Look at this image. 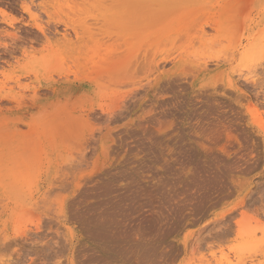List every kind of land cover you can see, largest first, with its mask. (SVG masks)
I'll use <instances>...</instances> for the list:
<instances>
[{
	"label": "rangeland",
	"instance_id": "rangeland-1",
	"mask_svg": "<svg viewBox=\"0 0 264 264\" xmlns=\"http://www.w3.org/2000/svg\"><path fill=\"white\" fill-rule=\"evenodd\" d=\"M23 1L0 0V95L29 97H0V264H264V0L126 26L120 81Z\"/></svg>",
	"mask_w": 264,
	"mask_h": 264
},
{
	"label": "bare ground",
	"instance_id": "bare-ground-1",
	"mask_svg": "<svg viewBox=\"0 0 264 264\" xmlns=\"http://www.w3.org/2000/svg\"><path fill=\"white\" fill-rule=\"evenodd\" d=\"M27 1H23V2H27ZM29 1H30V4L29 3H24V8H22V9H24L25 10L24 12H26L27 14L30 15V19L32 18V20L34 21L33 25L35 24V27H37V29L43 35V34H45L44 32H46V30H44L46 28L44 26L43 27L44 29H43L42 26L38 23V22H40V23L42 22L39 19V18L42 19V17L40 16L42 14H40V15H37L35 13L33 14V11H32L33 10L32 9L33 7L31 5L33 3L35 4V0H29ZM178 2H180V0H81L80 3L79 2L77 3L74 0H45V1L41 2L39 4V6H40V11L47 16L49 24L54 23V24H56V27H57V25H64V27H66V29H68V30L70 29L71 31H73V33L76 36V39H77V41L79 43V44H77L78 47H79V45H81L82 47H85V49H86L85 51L89 52V54L87 52L86 53L88 55H91L90 58H88V59L85 60L84 67H82L81 72L85 73L86 76H87V73L94 74V76L96 75L99 80H102V79L105 80L106 77H104V76H108V77L111 76L110 79H114V77L117 76L116 78L119 80L120 77H122V74H121V72L120 73L118 72L119 69H117V68H121L123 65L121 63L116 64L113 55L116 52H118L120 49L126 48V46H128V47L131 46L132 47V45H134L133 39H131L130 41L129 40L128 41L126 40V26L131 27V24L132 23L137 24V21L144 22V18H146V16H148V15H150V18H149L150 21L149 22L155 23V20L156 19L158 20V18H160V17H163V19H164V16H167L168 17L169 15H172L171 10L174 9L177 6ZM109 7H110V9H109ZM111 9H112V12L110 13V10ZM93 11H97L100 14L102 12H104V14L103 15H100V14L97 15V13L94 14ZM1 12H5V11H3V9H2ZM168 12H171V14L167 15ZM5 16H7V15H5ZM8 17H9V15L6 17L7 18L6 20L10 19ZM152 17H156V18L153 20ZM3 20L5 21V18H3ZM89 20H92L93 23H89L88 22ZM15 21L16 20H14V22ZM41 24H43V23H41ZM138 24H139V22H138ZM51 25H49V26L51 27ZM115 29H119L120 31L118 33H115L114 32ZM138 29H141V26H139ZM67 33H68V31L65 32V35H67ZM114 35H115V37H114ZM45 36H47V35H45ZM135 36H136V34H134L132 38H136L137 37V40H138V38H139L140 35H137L136 37ZM60 39H62V41L64 40L63 38H60ZM47 42L45 43V47L47 46L46 45ZM71 43H70V46H71ZM60 45H62V44L60 43ZM63 48H64V46H63ZM65 48H70V47L67 46ZM77 49H79V48H77ZM83 49H82V51H84ZM6 50H7V48H6ZM66 51L69 54V50L66 49ZM77 51H75V52H77ZM9 53H10V51H9ZM86 53H85V55L87 57V54ZM78 54H81L82 55V53H79V51H78ZM74 55H76V54L74 53ZM25 56H26V54H25ZM71 56H70V58H71ZM78 56L79 55H77V57ZM1 57H2V55H1ZM77 57H76V59H77ZM83 57H84V55H83ZM79 58H80V56H79ZM26 59H27V57H26ZM0 62H1V60H0ZM74 62L77 65V62L78 61H75L74 60ZM2 63H3V61H2ZM80 63H79V65H80ZM72 68L75 69V67H72ZM71 69H70V72H71ZM116 69L118 70L117 71L119 73L118 75H117V72L115 71ZM78 70L75 69V71H77V72L75 74H73V75H75V77H74L75 79L77 77L76 76L77 73L79 75V71ZM121 70H122V68H121ZM1 73L4 74L3 72H1ZM111 74H116V75L114 76V75H111ZM84 78H85V76H84ZM84 78H83V80H84ZM79 79H80V77H79ZM117 79L115 80L116 83H118L120 81V80L118 81ZM37 80H38V78H37ZM115 81H113V83ZM80 82L81 83H84L83 81H80ZM68 83H70L69 80H67V83L66 84H68ZM18 84H19L18 86H20V83H18ZM72 84H75V82H73ZM69 85H71V83ZM22 86L23 85L21 84V88L24 89L25 86H23V87ZM50 86L51 85H48V84H40L39 85V88L40 89H43V88L44 89L45 88L48 89V88H50ZM71 86H73V85H71ZM33 87H35V86H33ZM27 88H26V90H27ZM68 88H72V87H68ZM49 90H51V88ZM21 91H23V90H21ZM24 91H25V89H24ZM36 91H37V89H33V91H31V92H34L33 93L34 96L31 94V96H33V98H35V96L37 97V94L36 93H38L39 91L38 92H36ZM55 92H57V90ZM19 94H16V95H19ZM31 96H30V99L33 100V98H31ZM0 97L1 98H5V99H8V100L9 99L15 100V103L16 102L19 103L18 107H21L23 104H25L24 103L25 101L22 103V101L24 99H21V98H23L21 96L19 97V99H20V102L22 104L19 102V99L18 98L13 97V95L11 96V95H9L7 93L5 95H2L1 94ZM24 98L25 99L27 98L26 100H28L29 97H24ZM34 102H36V101L34 100ZM33 105H36V104H33ZM15 109H16V107H15ZM75 111H76V108H75ZM75 111H74V113H75ZM35 117H37V116H35ZM35 117H33V118L35 119ZM76 117H78V115H76L75 118ZM2 120H4V119H2ZM6 120H8V119H6ZM77 120L78 119H76V121ZM13 121H14V125H16V124L18 125V123H21L22 125H25L28 128H30V126H31V123H30L31 121L29 122V119L28 120L25 119V116L22 117V115H18V116H16V118L13 117ZM73 121H75V120H72V122ZM17 130H18V128H17Z\"/></svg>",
	"mask_w": 264,
	"mask_h": 264
}]
</instances>
